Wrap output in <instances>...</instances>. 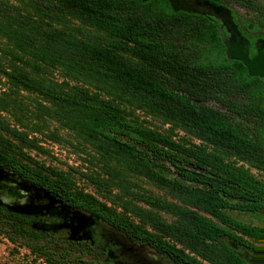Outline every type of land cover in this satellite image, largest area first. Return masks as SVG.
I'll return each mask as SVG.
<instances>
[{
  "label": "trees",
  "instance_id": "1",
  "mask_svg": "<svg viewBox=\"0 0 264 264\" xmlns=\"http://www.w3.org/2000/svg\"><path fill=\"white\" fill-rule=\"evenodd\" d=\"M235 3L264 16L252 0ZM0 39L9 56L0 74L9 85L47 102L38 104L40 115L95 154L90 163L99 172L80 176L102 201L77 189L70 173L26 156L24 149H43L1 116L0 169L174 264H246L222 238L264 256L244 240L264 243V226L224 212L264 218V181L249 171L264 174V104L233 100L259 94L264 102V81L249 77L239 62L210 60L224 50L213 23L173 12L166 0H0ZM54 70L63 84L42 78ZM20 105L9 96L0 99L1 112ZM135 112L160 119L167 132L145 126ZM40 130L34 125L30 131ZM175 131L200 144L174 140ZM47 137L60 142L54 132ZM139 179L174 201L140 190ZM0 223L12 244L33 243L28 248L47 264H105L86 248L48 240L2 208Z\"/></svg>",
  "mask_w": 264,
  "mask_h": 264
},
{
  "label": "rangeland",
  "instance_id": "2",
  "mask_svg": "<svg viewBox=\"0 0 264 264\" xmlns=\"http://www.w3.org/2000/svg\"><path fill=\"white\" fill-rule=\"evenodd\" d=\"M235 1L236 0H218L219 5L221 6L218 8H220L221 11L216 13L215 20L213 19V21H215L217 34L224 50L222 53L216 52L211 56L210 60L213 62L234 61L232 59V54L233 57L238 58L240 54L233 45L235 42H237L236 40L241 39L244 41L246 45V51L248 50V47H251L252 49V47L255 45L264 43V16L255 10H248L244 7H240L235 3ZM252 1H254L255 4H257L260 9L264 11V0ZM11 3L14 5L16 4L14 1ZM205 3L208 2L205 1ZM195 6L201 7L200 2L196 3ZM170 9L174 12L171 6ZM223 19L227 20L228 24L225 25L234 30L236 37H232V35L230 37L229 31H227L228 33L226 32L223 24L221 23ZM6 48V42L0 39V66L4 68L6 67L9 60V56L6 55L2 50ZM256 49V53L264 57V47L257 46ZM249 56L251 57V55H248V58L251 59ZM257 64L258 65L249 64L248 67L252 70V72H256V70L261 69L259 63ZM42 78L46 83L52 84H63L64 81L62 75L55 70L48 75L42 76ZM67 84L72 86L75 83L68 81ZM7 96H9L10 99L15 98L21 104V107H19L18 110L9 107L8 111L10 113L8 111V113L0 111V116L5 119L10 126L16 127L18 130L25 131L28 133L30 138H35L43 149V152L38 154L34 151H29L26 149L23 150V153L45 169L70 173L71 179L74 181L75 187L77 189L82 190L84 193L93 195L98 200L102 201V199L96 194L95 189L88 182H86L83 177L80 176L81 173L99 172V169L95 163H90L92 160L91 156L95 155L91 149L85 143L80 141L73 132L61 128L59 124L54 122L52 119L40 115V112H38L37 109L38 104L40 103L45 106H49L47 102H44L35 94H29L22 90L12 88L2 76V74H0V99H6ZM233 100L255 107L262 106L264 104L263 97L259 94L245 97L238 96L234 97ZM15 116L22 120L23 124L27 126L26 129L17 125ZM135 116L140 122H142V124L159 133L163 134L168 130V126L164 125L160 119L148 116L143 112H135ZM236 118L241 120L240 117ZM34 125L39 127L41 132H31L30 130ZM247 127L249 129L251 128L250 125H247ZM49 132H54L57 134L60 138V142L51 141L47 137ZM172 136L174 140L184 141L187 144H200L199 141L183 134V132L180 131H175ZM13 143L15 144V142ZM242 166L247 168L245 164ZM249 171L257 180L264 181L263 173L257 172L251 168ZM137 183L139 187H141L140 190L144 192H149L153 196L166 199L167 201H174L166 194L165 191L157 189L155 186L145 180L139 179L137 180ZM13 187L18 188V190H21L24 193L29 192L27 186L22 184L12 175H8L0 169V206L6 207L7 212L20 215H40L41 213L46 214L50 211L52 212L53 209H59L60 214L64 217L60 223L55 221V224H58L56 226H48L47 224L41 223L40 221L29 224V228L35 230L36 232H62V230L71 226L72 233L69 238L72 240L75 237L74 232L78 233L82 231L85 229V224L88 225V222L91 221L86 217L76 214L80 221L75 225L70 224V226H68V224H65V221L69 219L71 212L68 211L65 206L55 208L50 200V197L44 191L37 190V193L34 192L36 197H38L37 199L32 200L31 198L30 201L28 199L23 201L21 199H16L14 195L9 193V188ZM40 196L42 197L40 198ZM44 200L47 203L45 202L43 205ZM118 211L120 212V210ZM224 212L238 222L264 226V218L257 219L250 215L232 210H225ZM161 216L168 223L174 221V218L170 215L161 213ZM4 228L6 230V227H3V225L0 223V264H47L42 256L32 253L28 248L27 244L33 243H28V241H21V239H17V243L12 244L7 239L6 234L4 233ZM244 240L254 248L264 251L263 242L255 241L248 237H244ZM220 242H222L223 245L231 248L241 259L246 262V264H264V256L259 255L250 249H247L239 244L232 243L226 238L220 239ZM56 244H65V242L64 240H57ZM128 245L131 249H135L133 244ZM95 253L98 254L99 250L95 249ZM186 253H188V251H186ZM155 256L165 262L168 259L164 255H160L156 251H153L149 248L136 247L132 260L137 264L140 263V261L142 263L145 262L144 264H146L147 262H151ZM200 262L202 264H209L202 260H200Z\"/></svg>",
  "mask_w": 264,
  "mask_h": 264
},
{
  "label": "flooded vegetation",
  "instance_id": "3",
  "mask_svg": "<svg viewBox=\"0 0 264 264\" xmlns=\"http://www.w3.org/2000/svg\"><path fill=\"white\" fill-rule=\"evenodd\" d=\"M140 2H147L148 0H138ZM207 1V4H203ZM167 5L174 8L176 12H183L187 14H194L202 16L203 18L207 19L209 22L213 23L215 25V16L216 12L214 11V7H221L219 4L212 2L210 0H166ZM200 2L201 7H196L195 4ZM195 3V4H194ZM226 30L229 31L230 37H236V33L234 30H232L230 27L226 26L225 24H228L227 20L223 19L221 22ZM226 26V27H225ZM228 33V32H227ZM237 42L239 40H236ZM237 42H235L233 45H235ZM260 45V44H259ZM259 45H255L254 47L249 48L247 50V54L251 55L250 58L256 55V47ZM251 50V51H250ZM260 79V78H258ZM262 80V79H260ZM264 81V80H262ZM2 170V169H1ZM3 171V170H2ZM4 173L8 175H12L16 179H18L22 184L28 187L27 193H24L21 190H18V188H9V193L14 195L16 199H21L23 201L29 200L32 198L37 199L35 193L37 190L43 189L36 187L30 183H27L23 181L22 179L14 176L10 172ZM45 192V191H44ZM37 193V192H36ZM46 193V192H45ZM50 197V200L52 204L56 207L65 206L57 197H54L50 194H47ZM42 196H40L41 198ZM19 201V200H18ZM46 201L44 200L43 205ZM47 203V202H46ZM4 205V204H3ZM68 211L71 212L69 219L65 221V224L68 226L75 225L80 220L76 214L82 217H86L90 219L91 221L88 222V225L85 224V229L82 231L75 233L74 239H70L69 236L71 235V226L61 231H54V232H38L45 236L48 240H52L56 243L57 240H64L65 244H73L74 246L86 248L87 250H90L91 252H94L96 256L101 257L105 264H137L135 261H133L132 257L135 254L136 247H141L135 245L130 239H128L121 231H118L114 228H111L110 226L104 224L100 220H97L95 218H92L91 216L78 211L73 208H69L65 206ZM0 208H3L7 211L6 207L0 206ZM75 213V214H74ZM14 215H18L20 217L25 218L27 221H29V224H32L33 222L40 221L41 223H45L48 226H56L58 224H55V221L60 223L64 217L60 214L59 209H53L52 212H48L46 214L41 213L40 215H20L11 213ZM49 222V223H46ZM116 233V234H115ZM116 235V236H115ZM119 235V236H118ZM120 237V238H119ZM128 244H133L135 246V249H131ZM143 248V247H141ZM95 249L99 250V253H95ZM136 256V255H135ZM145 262H141L138 264H144ZM174 264L173 261H171L169 258L165 261L157 258H153L151 262H147L146 264Z\"/></svg>",
  "mask_w": 264,
  "mask_h": 264
},
{
  "label": "water",
  "instance_id": "4",
  "mask_svg": "<svg viewBox=\"0 0 264 264\" xmlns=\"http://www.w3.org/2000/svg\"><path fill=\"white\" fill-rule=\"evenodd\" d=\"M204 4H207V3H204ZM173 10H174V12H176V10L174 8H173ZM214 11L216 13H219L221 11V9L218 7H214ZM259 46L264 47V43L260 44ZM234 48L237 49V52L240 55L238 58H236V57H233V54H232V59L234 61L242 63V65L245 67L246 72H247L249 77L260 78V79L264 80V57L260 56L259 54L256 53V55L253 58L249 59L247 51H246V45H245L244 41H242L241 39L234 45ZM257 63H259L261 69L256 70V72H252V70L248 67L249 64L258 65ZM253 71H255V70H253ZM46 194H49V193L46 192Z\"/></svg>",
  "mask_w": 264,
  "mask_h": 264
}]
</instances>
